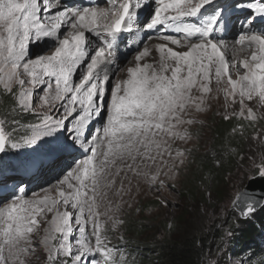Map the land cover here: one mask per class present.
<instances>
[{
	"label": "snow or ice",
	"instance_id": "6c2138e0",
	"mask_svg": "<svg viewBox=\"0 0 264 264\" xmlns=\"http://www.w3.org/2000/svg\"><path fill=\"white\" fill-rule=\"evenodd\" d=\"M60 4L61 0H0V89L15 97L13 111H35L37 88H46L42 108L51 111L57 102L63 108L60 118L42 114L40 123L33 125V135L23 143L32 145L43 136L67 130L63 151L78 143L86 154L84 159L73 160L59 180L58 198L37 195L27 199L17 194L24 192L19 186L11 202L0 197V264H30L29 258L40 247L46 250L48 264H99L96 255L103 258V264H126L125 255L110 246L108 239V222L112 230L123 224L114 218L120 206H113L108 192L120 178L116 194L121 195L128 173L161 185V175L172 173L174 177L175 161L183 165L186 153L172 145L192 139L189 129L196 123L192 113L205 110L213 77L225 100L239 103L240 109L233 115L251 122L264 117L246 103L257 99L258 106H264V32L254 30L249 19L244 21L237 43L253 50L250 58L241 62L244 71L240 74L226 55L228 44L217 31L227 28L223 5L216 0H151L154 11L141 26L145 30L163 26L181 34L188 50L159 45L156 67L139 63L149 55L144 47L136 55V66L128 69V78L109 88L116 40L138 22L137 9L151 4L143 0L135 5L132 0H122L109 8H60ZM247 8L254 17L264 18V0L248 2ZM86 33H95L99 46L93 49ZM45 38L55 42L54 53L31 57L30 43ZM161 38L183 46L175 35ZM78 70L79 80L73 83ZM101 112H106V122L89 136L87 124ZM5 125L0 119V153L9 146ZM256 138L264 143L259 133ZM19 146L10 144L11 148ZM165 156L174 160L167 171L162 167L167 165ZM252 164L264 176V152ZM152 165H157L154 173L148 171ZM256 207L255 199L249 198L242 213L247 216ZM47 213H53L50 220L45 219ZM43 224L47 226L41 238L36 234ZM74 232L77 235L73 236Z\"/></svg>",
	"mask_w": 264,
	"mask_h": 264
},
{
	"label": "rangeland",
	"instance_id": "374dc122",
	"mask_svg": "<svg viewBox=\"0 0 264 264\" xmlns=\"http://www.w3.org/2000/svg\"><path fill=\"white\" fill-rule=\"evenodd\" d=\"M226 0H216V3L220 4ZM255 0H231L227 7H236L238 4L247 6V2H253ZM54 2V0H50ZM151 4V0L148 1ZM261 3V0L260 2ZM60 8L65 7L63 4H60ZM211 7V6H208ZM99 8H108V7H99ZM155 8L154 4H151V7H144L145 19L148 18L149 13L153 12ZM57 9H52L56 11ZM245 18H251L252 13L246 9ZM43 13V9H42ZM239 24H236L237 27ZM67 27V26H65ZM164 29L163 26H158L157 30ZM235 31V32H234ZM233 33L227 38H224L226 43H237L239 36L242 34V29H234ZM62 32L64 30L62 29ZM140 32L142 34L135 35L136 37L128 43L127 49H125L117 59L113 58L111 62V72L110 82L108 87L110 88L116 82L126 80L128 78V69L136 66V55L144 47H147L149 50V55L145 57L139 63L141 64H153L158 67L160 61V52L159 45L166 44L168 47L173 48L175 51H187L188 47L184 44L183 39L182 45H173L170 41H165L159 36L157 39H151L152 44L147 45V36H154L152 33L155 31L145 30L142 26L140 27ZM66 34V33H64ZM89 37L90 33H86ZM95 35V33H93ZM169 35V34H167ZM91 44L93 49L97 47V36H95ZM149 40V41H151ZM89 41H91L89 39ZM236 41V42H235ZM154 42V43H153ZM158 42V44H157ZM239 47L243 50L249 51L251 48L246 46ZM133 48V49H132ZM131 49V50H130ZM253 50V49H252ZM55 51V42L51 38L42 39L39 42L32 41L29 46V54L31 57H36L38 55H52ZM91 54V50H90ZM119 58V59H118ZM115 60V61H114ZM236 68L239 69L240 74L243 73L241 65L236 64ZM119 69V71H117ZM233 73V69L232 72ZM170 74V73H169ZM233 78H237L233 74ZM79 80V70L74 74L73 83L78 82ZM215 82V78L213 77ZM212 82V92L207 95L205 110L201 112H193L196 123L191 125L190 132L192 139L188 142H181L179 140L173 143V149H180L185 151L186 156L183 165H180L178 161H175V167L173 171L175 175L173 177L172 173H169V176L161 175L160 179L164 181L163 185L159 183L156 184L148 183L145 192L139 193L131 200L119 202L116 199V188L113 191L108 192V198L112 201L113 206L119 204L120 211L116 213L114 218L123 220V224L119 225L116 229H111V221L108 222L109 231L107 233L108 239L110 241V246L115 247L121 253L122 242H125L127 239H134L142 243H148L153 241L156 237H162L165 235V225L168 221L182 216L183 226L188 223V221H193V218H196L197 222H201L200 226L209 230V228L216 229L217 232H224L225 241L218 248L214 249L210 258V264H254L257 260H262L264 263V226L260 227V230L255 235L246 239V237L241 236L249 228V225L254 222H258L260 216H262L264 210V199L262 206L253 214H250L247 218H243L242 214L233 207L234 201L236 200L237 195L244 190L247 183L257 177L254 176L253 172L256 170L255 166L252 164V160L258 158L259 154L264 152L261 148L264 143L261 142L259 138L253 139L254 142L251 145L250 153L248 156V168H242L240 171L231 176L227 185L224 188V192L221 198L214 202L212 207L201 206L195 203H188L180 195V191L183 189V182L186 180L187 176L190 174L192 168V158L196 157L197 154H203L209 150L212 144L211 138V126L215 118H225L226 116L232 117L237 116L233 115L234 112H238L240 109L239 103L231 104L230 101L225 100L223 91H217L216 82ZM2 90V89H1ZM16 91V89H14ZM43 91H46V88H37L34 91L33 97V109L35 111H23L24 113L29 114L31 117L28 119L31 120V124H9V116L4 115L0 111V119L6 121V132L10 137L8 141V147L3 153H0V164L7 167V165H13V167H18L20 164H27L34 162V166L30 168L31 175L36 174L32 178L27 180V184L35 183L33 188L27 191L23 196L27 199H31L34 196H43L49 195L52 198H58L57 188L59 187V180L63 179L68 166L72 165L73 160L79 161L85 158L83 150L79 149V144L75 148H72L70 151H63L66 146L65 137L69 136L67 130L61 132L52 133L47 136L41 137L35 144L28 145L24 144L23 141L27 137L33 135V125L40 123L42 114L48 113V108H42V94ZM195 94V93H194ZM109 102V97L106 95L104 97L105 106ZM258 111L259 114H264V108H260ZM51 115L60 118L63 115V108L61 103L58 102L56 107L51 110ZM78 115V113L76 114ZM239 117V116H238ZM240 118V117H239ZM72 123H76L74 119L69 117ZM245 120V119H243ZM251 122L249 120H246ZM106 122V112H101L99 117L93 116L91 121L87 124V133L89 136L95 135L96 132L101 129L102 125ZM66 127L68 121L65 122ZM254 123V137L257 136V133L261 137H264V117L258 119ZM18 143L20 146L18 148H11V143ZM91 143V140H89ZM73 153V155L71 154ZM175 157V151H173V158ZM167 165L162 166L164 171L168 170V166L173 165L174 160L166 156ZM58 161V162H57ZM52 165V166H51ZM42 168L44 173L42 174ZM13 171V170H12ZM7 172L2 166H0L1 175H11L10 180L19 181L21 176L15 175L14 172L5 174ZM29 173V174H30ZM38 173V179H36ZM6 178V177H5ZM24 184V183H23ZM20 188H24L21 186ZM113 195V196H112ZM115 196V197H114ZM111 197V198H110ZM113 197V198H112ZM11 202V201H8ZM53 216V213H47L45 219L50 220ZM39 219V217H38ZM103 219V218H102ZM239 220V221H238ZM199 224V223H198ZM46 224H43L36 234L37 236H43V228L46 227ZM77 233H73V236ZM237 235L241 237L239 241L240 246L236 249V252L232 250L231 246L228 245L229 242ZM247 240L248 245H242L243 241ZM94 243V238H93ZM259 248V249H257ZM260 250L261 252H254ZM259 254V255H257ZM30 264H48L46 259V250L42 247L37 248L36 254L31 256ZM89 260L92 257L88 258ZM95 259L99 264H103V258L99 255H96ZM69 264L71 262L69 261Z\"/></svg>",
	"mask_w": 264,
	"mask_h": 264
},
{
	"label": "trees",
	"instance_id": "16d2710c",
	"mask_svg": "<svg viewBox=\"0 0 264 264\" xmlns=\"http://www.w3.org/2000/svg\"><path fill=\"white\" fill-rule=\"evenodd\" d=\"M15 97L0 89V111L8 115L9 124H31L29 114L16 109ZM254 123L232 116L215 118L211 126L212 144L208 151L192 158L190 174L183 182L180 195L189 204L212 207L213 203L222 197L228 179L242 168H248V156L254 142ZM264 150V145L261 146ZM9 170H24L33 164H22L17 168L8 165ZM254 176L258 173L255 170ZM188 221L183 226L182 216L168 221L165 225V235L156 237L148 243L127 239L122 242L121 253L126 257V264H210L211 254L225 241L224 232L216 229H206L200 226V221ZM239 221V220H238ZM199 223V224H198ZM264 226V210L258 222L249 225L241 236L247 238L259 232ZM237 235L228 243L232 250L240 246ZM236 245V246H235ZM248 245L247 240L241 246ZM233 246L234 249H233ZM259 249V248H257ZM254 252L260 253V250ZM259 255V254H257ZM254 264H264L257 260Z\"/></svg>",
	"mask_w": 264,
	"mask_h": 264
},
{
	"label": "bare ground",
	"instance_id": "6f19581e",
	"mask_svg": "<svg viewBox=\"0 0 264 264\" xmlns=\"http://www.w3.org/2000/svg\"><path fill=\"white\" fill-rule=\"evenodd\" d=\"M148 1H150V0H148ZM132 3H133V0H132ZM144 10L145 9L141 8L140 12L142 11V13H144L147 9L145 11ZM95 36H96V34L94 35L93 33H90L89 37H88V40L90 39L91 40L90 42L92 43L94 40H96ZM158 37L159 36H153V37L148 36V37H146L145 39L148 42L147 45L152 44L153 40H151V39H157ZM149 40H151V41H149ZM157 44H158V42H157ZM227 44H228V48L226 49V55L228 56L230 61H234L238 66L241 65V62L244 59L250 58L252 49H250L249 51H246V50L241 49L239 47V45H236V44H234L232 42L231 43H227ZM124 49H127V48H124ZM118 57L120 58V56H118ZM115 59H117V58H115ZM111 62L114 63L113 59H112ZM229 71H230V73L232 72V68L231 67H230ZM57 103H56V105H57ZM246 103L248 104L249 107H252L255 110H259L260 108H264V106H258V100L257 99H254L253 101H250V102L246 101ZM47 115H51V111H48ZM71 154L73 155V153H71ZM164 159L165 160L167 159L166 156L164 157ZM157 163L159 164L160 162L158 161ZM156 167H157V165H152L148 169V171L154 173L156 171ZM44 170H45V168L44 169L42 168V174L44 173ZM121 175L123 176L124 174L122 173ZM6 176L7 175L2 176L0 182L4 181ZM129 180L131 181V184H129ZM148 183H149V180L147 178L142 177V176L141 177L133 176L131 173H128V178L124 180V192L121 195H117L116 192H115L116 199H118L119 202L131 200L133 197H135L139 193L145 192ZM119 187H120V178H117V184H116L115 188L118 189ZM32 188H33L32 186H30V185L28 186L29 192H30V190ZM115 188H113L111 191L114 192Z\"/></svg>",
	"mask_w": 264,
	"mask_h": 264
},
{
	"label": "water",
	"instance_id": "95a60500",
	"mask_svg": "<svg viewBox=\"0 0 264 264\" xmlns=\"http://www.w3.org/2000/svg\"><path fill=\"white\" fill-rule=\"evenodd\" d=\"M239 197V199H237ZM249 198H254L257 202V207L254 212H256L263 204L264 199V176H257L251 179L244 190L240 192L236 200L234 201L233 207L237 209L242 214L243 218H247L249 215L245 216L242 213V209L245 207L246 203L249 202ZM253 212V213H254ZM251 213V214H253Z\"/></svg>",
	"mask_w": 264,
	"mask_h": 264
}]
</instances>
